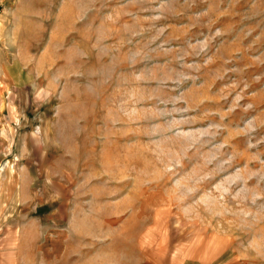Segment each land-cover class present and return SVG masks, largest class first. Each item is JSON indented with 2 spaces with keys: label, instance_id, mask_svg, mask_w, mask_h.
Wrapping results in <instances>:
<instances>
[{
  "label": "rangeland",
  "instance_id": "1",
  "mask_svg": "<svg viewBox=\"0 0 264 264\" xmlns=\"http://www.w3.org/2000/svg\"><path fill=\"white\" fill-rule=\"evenodd\" d=\"M30 200L87 264H264V0H0V218Z\"/></svg>",
  "mask_w": 264,
  "mask_h": 264
},
{
  "label": "crops",
  "instance_id": "2",
  "mask_svg": "<svg viewBox=\"0 0 264 264\" xmlns=\"http://www.w3.org/2000/svg\"><path fill=\"white\" fill-rule=\"evenodd\" d=\"M31 190L28 192H34ZM19 208L22 211L26 210L28 215L14 216L11 213L9 217L0 218V224L15 226L0 232V264L88 263V260L82 258L85 252L82 246L73 244V235L58 231L57 226L62 223L55 216L57 208L55 201L42 206L30 200ZM47 214L48 216H45ZM78 253L79 257L73 256ZM84 257L86 258L87 254Z\"/></svg>",
  "mask_w": 264,
  "mask_h": 264
}]
</instances>
